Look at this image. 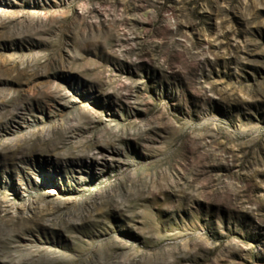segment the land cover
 I'll use <instances>...</instances> for the list:
<instances>
[{"label":"rangeland","instance_id":"obj_1","mask_svg":"<svg viewBox=\"0 0 264 264\" xmlns=\"http://www.w3.org/2000/svg\"><path fill=\"white\" fill-rule=\"evenodd\" d=\"M0 264H264V0H0Z\"/></svg>","mask_w":264,"mask_h":264}]
</instances>
